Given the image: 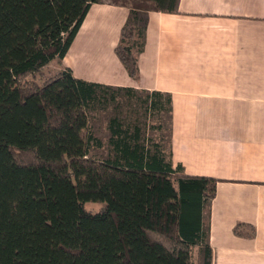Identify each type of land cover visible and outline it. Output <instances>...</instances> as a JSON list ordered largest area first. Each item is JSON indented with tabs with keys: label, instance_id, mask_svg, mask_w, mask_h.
<instances>
[{
	"label": "trees",
	"instance_id": "obj_1",
	"mask_svg": "<svg viewBox=\"0 0 264 264\" xmlns=\"http://www.w3.org/2000/svg\"><path fill=\"white\" fill-rule=\"evenodd\" d=\"M102 1L0 0V264H212L216 178L173 165L139 117L111 116L108 156H90L103 142L88 112L133 91L76 78L64 65L90 5ZM108 1L130 6L115 53L137 78L139 11L175 13L179 0ZM139 103L153 115L171 110L159 91ZM233 232L250 237L255 228L237 223Z\"/></svg>",
	"mask_w": 264,
	"mask_h": 264
},
{
	"label": "crops",
	"instance_id": "obj_2",
	"mask_svg": "<svg viewBox=\"0 0 264 264\" xmlns=\"http://www.w3.org/2000/svg\"><path fill=\"white\" fill-rule=\"evenodd\" d=\"M130 10L92 3L64 65L76 78L131 88L123 92L137 103L169 94L173 165L218 180L208 212L212 264H264V0H179L175 13L139 11L137 78L115 53ZM237 223L255 234L236 235Z\"/></svg>",
	"mask_w": 264,
	"mask_h": 264
},
{
	"label": "rangeland",
	"instance_id": "obj_3",
	"mask_svg": "<svg viewBox=\"0 0 264 264\" xmlns=\"http://www.w3.org/2000/svg\"><path fill=\"white\" fill-rule=\"evenodd\" d=\"M143 14V13H142ZM144 15H141L143 19ZM51 68H55V65H50ZM137 95V94H136ZM139 98L143 96V93H138ZM117 103L110 102L108 106L104 108H94L88 112L89 124L93 133L99 137L102 142V147H93L90 150V156L103 159L108 156L107 139L109 136L107 123L111 116L118 115L121 118L133 119L139 117L144 123V132L146 136L159 140L162 142L163 147L168 152V116L167 113L161 114H149L144 112L143 106L137 103L136 98L128 96L122 92L117 96ZM161 124V128L156 126ZM156 127V128H155ZM85 207L90 210H98L101 207L100 203L87 201Z\"/></svg>",
	"mask_w": 264,
	"mask_h": 264
}]
</instances>
